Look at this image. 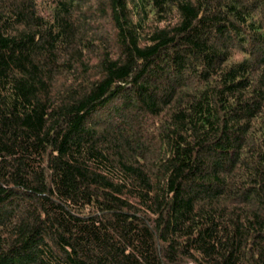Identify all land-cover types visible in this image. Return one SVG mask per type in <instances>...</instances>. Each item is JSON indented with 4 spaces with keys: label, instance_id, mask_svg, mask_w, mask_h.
<instances>
[{
    "label": "trees",
    "instance_id": "obj_1",
    "mask_svg": "<svg viewBox=\"0 0 264 264\" xmlns=\"http://www.w3.org/2000/svg\"><path fill=\"white\" fill-rule=\"evenodd\" d=\"M0 264H264V0H0Z\"/></svg>",
    "mask_w": 264,
    "mask_h": 264
},
{
    "label": "rangeland",
    "instance_id": "obj_2",
    "mask_svg": "<svg viewBox=\"0 0 264 264\" xmlns=\"http://www.w3.org/2000/svg\"><path fill=\"white\" fill-rule=\"evenodd\" d=\"M105 24V23H104ZM103 21L101 20V22L98 24V26L100 27H104Z\"/></svg>",
    "mask_w": 264,
    "mask_h": 264
}]
</instances>
